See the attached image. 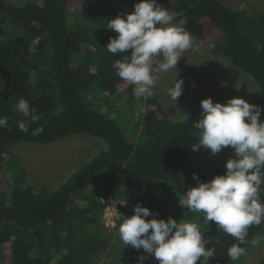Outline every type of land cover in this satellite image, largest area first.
I'll return each instance as SVG.
<instances>
[{
  "label": "trees",
  "instance_id": "1",
  "mask_svg": "<svg viewBox=\"0 0 264 264\" xmlns=\"http://www.w3.org/2000/svg\"><path fill=\"white\" fill-rule=\"evenodd\" d=\"M136 2L0 0V117L8 121L0 128V264H88L106 245L101 198H119L112 189L117 175L120 186L131 192L123 217L132 215L139 203L157 219H189L210 238L205 245L213 252L208 264H237L238 260H228L227 249L238 241L217 230L214 222L205 223L203 213L189 212L179 203L187 188L197 184L193 173L207 181L226 172V165L187 162L191 144L197 142L193 124L199 119L200 103L187 117L172 120L155 96L136 99L134 86L112 68L124 53L108 52L109 38L117 33L107 22L132 12ZM157 2L181 13L187 21L184 28L198 39L218 30L222 38L209 46V52L254 81L258 90L245 100L264 109V13L242 8L240 0ZM119 93L129 108L142 106L141 119L134 124L138 138H127L118 120L92 99L102 94L112 102ZM19 98L42 117L29 122L27 134L18 128L23 120L15 110ZM39 126L44 131L31 135ZM71 134L99 138L106 147L53 189L40 182L26 184L24 172L3 178L13 144L49 143ZM95 179L102 182L101 188L93 185ZM263 224L249 227L247 243ZM126 252L132 261L147 255L130 245ZM144 264L159 262L149 255Z\"/></svg>",
  "mask_w": 264,
  "mask_h": 264
},
{
  "label": "clouds",
  "instance_id": "2",
  "mask_svg": "<svg viewBox=\"0 0 264 264\" xmlns=\"http://www.w3.org/2000/svg\"><path fill=\"white\" fill-rule=\"evenodd\" d=\"M186 22L181 13L162 7L157 0H137L132 12L108 20L107 28L117 36L109 38L106 48L114 56L124 53L122 59L113 61L112 68L119 78L134 86L132 95L136 99L153 97L158 74L177 68L181 54L196 43L184 28ZM183 83L176 77L166 89L176 103ZM200 109L199 119L193 124L197 142L191 144L192 151L203 147L215 155L230 147L234 158L226 161L224 174L207 181L193 173L197 184L187 188L179 203L189 212L203 213L205 223L214 222L217 230L238 241L227 249L228 260L235 262L245 255L242 245L247 243L249 227L264 223V119L260 118L264 109L238 96L226 103L203 98ZM15 110L23 117L18 128L26 134L29 122L42 119L38 109L30 107L24 98L18 99ZM7 125V118L0 117V128ZM43 131L39 126L31 135ZM133 209V214L124 216L119 223L118 234L124 246L143 249L147 254L138 256V264H144L149 255L159 264H208L213 257L212 249L205 247L210 238L197 223L171 216L157 219L139 203ZM260 239H253L251 244H259Z\"/></svg>",
  "mask_w": 264,
  "mask_h": 264
},
{
  "label": "rangeland",
  "instance_id": "3",
  "mask_svg": "<svg viewBox=\"0 0 264 264\" xmlns=\"http://www.w3.org/2000/svg\"><path fill=\"white\" fill-rule=\"evenodd\" d=\"M240 2L242 8L246 10L264 13V0H240ZM191 36L196 41L194 46L181 54L177 68L158 74L154 88V96L159 105L172 120L187 117L193 106L206 98L202 95L213 89L223 92L221 100L218 101L223 103L231 97L248 98L258 90V86L250 77L235 67L233 74L227 72L228 70H224V66L218 62V58L223 57L208 51L212 43L222 38L218 30H213L205 39H198L193 34ZM176 77L183 79L184 82L183 92L177 103L166 93V89ZM92 99L108 116L118 120L127 138L140 137L139 130L134 124L141 119L142 106L136 104L135 107L129 108L127 99L122 93L116 95L112 102L106 101L102 94H95ZM105 147L106 144L101 139L84 134H71L49 143L18 142L10 148V160L5 167L3 178L9 179L24 172L26 184L33 185L40 182L53 189L67 179L77 167ZM229 158H234L230 147L222 149L215 155H212L209 149L201 147L198 151H192V148L189 150L187 162L191 166L197 163L226 165ZM120 183L121 175H117L112 183L113 192L127 203L131 198V192L122 188ZM93 185L98 188L103 186L99 179H95ZM257 237L261 238L260 243L252 245L251 241ZM105 238L106 245L88 264H138V260L132 261L128 258L126 246L120 241L116 231L107 229ZM251 241L244 246L245 255L237 264H260V259L264 256V224Z\"/></svg>",
  "mask_w": 264,
  "mask_h": 264
},
{
  "label": "built area",
  "instance_id": "4",
  "mask_svg": "<svg viewBox=\"0 0 264 264\" xmlns=\"http://www.w3.org/2000/svg\"><path fill=\"white\" fill-rule=\"evenodd\" d=\"M103 204L101 218L103 225L118 233V226L123 219L122 210L126 206V201L111 195L101 198Z\"/></svg>",
  "mask_w": 264,
  "mask_h": 264
},
{
  "label": "crops",
  "instance_id": "5",
  "mask_svg": "<svg viewBox=\"0 0 264 264\" xmlns=\"http://www.w3.org/2000/svg\"><path fill=\"white\" fill-rule=\"evenodd\" d=\"M218 59H219L218 62H220V64L224 66L223 67L224 70H228L227 72H231V74L234 73V70H233L234 67L229 63L228 60H226L224 58H218ZM221 94H223V92H220V91L217 92L216 90L213 89L211 91H208L205 95H202V96L211 97L213 101L218 102L221 100V97H222ZM221 103H223V102H221Z\"/></svg>",
  "mask_w": 264,
  "mask_h": 264
}]
</instances>
